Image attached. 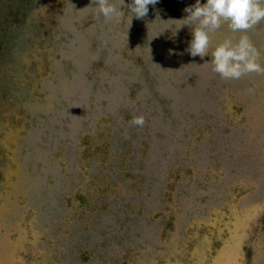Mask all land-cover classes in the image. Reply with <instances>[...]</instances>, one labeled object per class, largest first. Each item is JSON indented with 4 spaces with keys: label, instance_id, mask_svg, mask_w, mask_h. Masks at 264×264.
<instances>
[{
    "label": "rangeland",
    "instance_id": "374dc122",
    "mask_svg": "<svg viewBox=\"0 0 264 264\" xmlns=\"http://www.w3.org/2000/svg\"><path fill=\"white\" fill-rule=\"evenodd\" d=\"M129 2L0 0V264H264V75L185 51L195 0Z\"/></svg>",
    "mask_w": 264,
    "mask_h": 264
},
{
    "label": "clouds",
    "instance_id": "9594fccd",
    "mask_svg": "<svg viewBox=\"0 0 264 264\" xmlns=\"http://www.w3.org/2000/svg\"><path fill=\"white\" fill-rule=\"evenodd\" d=\"M159 0H130L127 9L132 17L143 19L149 13V6L155 7ZM96 5L97 15H102L106 22L119 23L125 16L121 6L117 7L110 0H92ZM124 4V0H123ZM187 14L182 25H194L191 40L185 51L193 58L204 60L210 56L212 71L224 80H239L249 74L264 75L261 64V51L255 46L249 31L264 21V0H195V3L184 8ZM223 25L239 37H229L213 44L211 33ZM211 49V51H210ZM254 92V89H249ZM131 125L143 127L145 117L134 116Z\"/></svg>",
    "mask_w": 264,
    "mask_h": 264
},
{
    "label": "water",
    "instance_id": "95a60500",
    "mask_svg": "<svg viewBox=\"0 0 264 264\" xmlns=\"http://www.w3.org/2000/svg\"><path fill=\"white\" fill-rule=\"evenodd\" d=\"M222 28H223V30H222L221 32H218V34L223 33V34H225V35H228V32H227V30H228L227 25H223ZM224 30H225V31H224ZM213 34H214V33H213ZM225 35H223V36L220 35V36H222V39H225ZM226 38H229V37L227 36ZM220 42H221V41H220ZM263 56H264V54H262V55H261V58H260V62H261L262 65H264V61H263V58H262ZM249 76H252V75L249 74ZM256 76H258V75H256ZM252 77H253V76H252ZM258 114H259V112H258ZM253 116H254L253 118H254L256 121H257V120H261V118H263V117H262L263 115H260V114H259V116H258L257 114H255V115H253ZM262 122H264V120H263ZM256 146H257V144H255V145L252 147V151H253V152H255V150H256V148H257Z\"/></svg>",
    "mask_w": 264,
    "mask_h": 264
}]
</instances>
